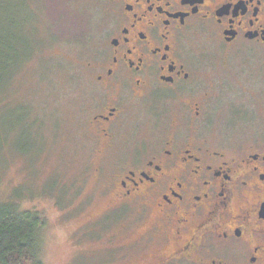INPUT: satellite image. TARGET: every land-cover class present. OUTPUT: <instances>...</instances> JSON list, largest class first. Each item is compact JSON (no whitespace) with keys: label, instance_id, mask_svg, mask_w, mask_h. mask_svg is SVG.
I'll list each match as a JSON object with an SVG mask.
<instances>
[{"label":"rangeland","instance_id":"rangeland-1","mask_svg":"<svg viewBox=\"0 0 264 264\" xmlns=\"http://www.w3.org/2000/svg\"><path fill=\"white\" fill-rule=\"evenodd\" d=\"M106 22L97 0H0V202L40 217L42 264H129L143 250L148 221L109 217V178L123 162L118 147L115 159L99 154L90 123L103 100L96 76ZM208 52L179 97L159 94L157 112L132 106L131 137L140 126L147 140L192 137L219 147L263 120L259 63L238 75L218 61L214 77ZM222 78L235 93L217 92ZM240 105L251 119L237 117Z\"/></svg>","mask_w":264,"mask_h":264},{"label":"flooded vegetation","instance_id":"flooded-vegetation-1","mask_svg":"<svg viewBox=\"0 0 264 264\" xmlns=\"http://www.w3.org/2000/svg\"><path fill=\"white\" fill-rule=\"evenodd\" d=\"M97 1L107 16L96 76L103 100L90 123L99 154L115 159L120 150L123 162L109 178V217L148 221L129 264H264V115L219 147L129 132L133 105L157 112L159 94L179 97L194 81L203 48L214 77L218 61L238 75L259 63L264 74V0ZM233 82L213 85L235 93ZM236 113L251 119L242 105Z\"/></svg>","mask_w":264,"mask_h":264},{"label":"trees","instance_id":"trees-1","mask_svg":"<svg viewBox=\"0 0 264 264\" xmlns=\"http://www.w3.org/2000/svg\"><path fill=\"white\" fill-rule=\"evenodd\" d=\"M42 230L37 214L0 202V264H42Z\"/></svg>","mask_w":264,"mask_h":264}]
</instances>
